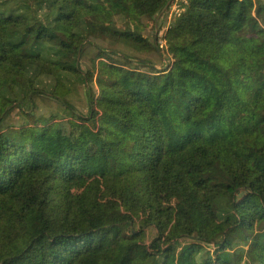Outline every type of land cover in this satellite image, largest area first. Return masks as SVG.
<instances>
[{
  "label": "trees",
  "instance_id": "1",
  "mask_svg": "<svg viewBox=\"0 0 264 264\" xmlns=\"http://www.w3.org/2000/svg\"><path fill=\"white\" fill-rule=\"evenodd\" d=\"M167 2L131 5L153 31ZM253 12V0H187L165 71L100 57L92 98L99 148L88 156L46 159L25 134L0 132V263L81 264L113 227L142 222L166 243L145 264H264V27ZM92 17L84 0H0L7 90L46 94L35 88L39 69L62 79L76 73L78 52L95 34L86 29ZM112 37L151 48L129 27ZM244 68L255 77L240 82ZM243 98L252 113L238 116ZM220 199L229 213L218 209ZM141 237L118 236V264L137 260ZM17 240L25 244L19 252Z\"/></svg>",
  "mask_w": 264,
  "mask_h": 264
},
{
  "label": "rangeland",
  "instance_id": "2",
  "mask_svg": "<svg viewBox=\"0 0 264 264\" xmlns=\"http://www.w3.org/2000/svg\"><path fill=\"white\" fill-rule=\"evenodd\" d=\"M84 2L94 12V17L86 25L88 35L95 34L91 35L87 39L86 45L82 46V51L76 60V73L63 74L65 79H62L61 74L39 69L34 76L35 88L45 91L46 94H36L24 98L19 87H16L13 92L7 90L11 88L8 83L10 76L8 71H0V78L4 81L3 87H0V132H4L9 137L25 134L28 143L41 152L46 159L63 161L70 154L81 159L99 148L93 136L97 131L95 126L98 125V122L97 119L93 121L92 118L98 108L92 98L99 94L94 78L100 67L102 60L100 57H109L110 62L123 64L126 69L132 67L129 62L132 59L148 62L161 71H165L172 63L171 52L169 49L167 50L166 45L163 48L158 43L159 52L156 48L140 50L121 44L117 42L118 37H112L118 32L125 31L128 27L134 30L131 0H84ZM253 2L255 5L253 13L264 27V0H254ZM161 14L157 17L159 30H155L159 41L171 37L173 32H176L172 30V24L167 22L166 13ZM160 30H162V34H159ZM103 31L104 33H102ZM155 31L146 28L144 32L150 42H153L151 36ZM130 42L133 41L130 40ZM167 46L169 45L167 44ZM100 51L106 53L98 56ZM137 68L143 72L149 71L150 74L155 70L146 65L137 66ZM86 73H88V78L85 77ZM249 77L254 78V72L244 68L242 77L237 80L244 82V79ZM61 86H64V89L60 91ZM51 91L57 92L56 97L49 96ZM1 96L14 98L15 101L7 103ZM21 102L24 104L21 105ZM237 108L240 112L238 116L252 113L247 107L246 98H243V102L235 107V109ZM106 144L107 141L104 142V145ZM217 207L223 214L230 212L226 200L220 199ZM132 225L113 227V233H110L103 248L83 257L81 264H118L122 253L118 236L126 235L131 231L142 233L137 260L132 263L122 262L120 264H145L144 258L147 252L159 255L164 250L166 243L158 241L159 233L153 225H144L142 222ZM176 240L181 244L188 241L187 238H177ZM24 247L25 244L20 240L13 244V249L16 252ZM252 262V258H247L246 264ZM0 264H10V262L4 261ZM176 264L185 263L178 258Z\"/></svg>",
  "mask_w": 264,
  "mask_h": 264
},
{
  "label": "crops",
  "instance_id": "3",
  "mask_svg": "<svg viewBox=\"0 0 264 264\" xmlns=\"http://www.w3.org/2000/svg\"><path fill=\"white\" fill-rule=\"evenodd\" d=\"M133 13H134V11H133ZM136 19H139L141 21V23H142L141 26H138V24H136V21H135ZM132 20L134 21V24H133L134 25V30L133 31L139 33L142 37H145L148 40L149 43H151V48H148V49L142 48V49H144V50H150V49L156 48L157 51L159 52L158 43L163 48L166 45L167 50H168L167 44L168 45H174V44L177 43V40H178V33L177 32H173V35L171 37H169L167 39H163V42L162 41H159L158 36H157V32H156V31L159 30L158 24H156L157 27H155V29H154V31L156 30L155 33H154V35L151 36V39L153 40V42H150V40L144 34V32L146 31V28H147V26H146V17L143 14L134 13L133 16H132ZM157 22H158V18H157ZM172 27L174 28V26H172ZM173 28H172V30H173ZM159 32L161 34V30ZM130 40L133 41L132 39H129V42H130ZM160 42H162V45L160 44ZM130 44H133V46L132 45H129L130 47H134V46H136L137 42H134L133 41V42H130ZM124 45H126V44H124ZM134 48L139 49L138 47H134ZM142 49H140V50H142Z\"/></svg>",
  "mask_w": 264,
  "mask_h": 264
},
{
  "label": "built area",
  "instance_id": "4",
  "mask_svg": "<svg viewBox=\"0 0 264 264\" xmlns=\"http://www.w3.org/2000/svg\"><path fill=\"white\" fill-rule=\"evenodd\" d=\"M186 5H187V0H171V4L169 5V10L170 11L166 10L162 14L166 13L167 22H169V24H172V26H174L175 22L178 19H183V17H184V14H183L184 7ZM167 12H169V14H167ZM173 30H175V29L173 28ZM159 34H160V32H159ZM161 34H162V30H161ZM162 42H160L161 45H162Z\"/></svg>",
  "mask_w": 264,
  "mask_h": 264
},
{
  "label": "water",
  "instance_id": "5",
  "mask_svg": "<svg viewBox=\"0 0 264 264\" xmlns=\"http://www.w3.org/2000/svg\"><path fill=\"white\" fill-rule=\"evenodd\" d=\"M170 4H171V0L168 1V3H167V5H166V7L164 8L163 12H165V11L167 10V8L169 7ZM163 12H162V13H163ZM79 55H80V52H78V55H77L78 58H79Z\"/></svg>",
  "mask_w": 264,
  "mask_h": 264
},
{
  "label": "bare ground",
  "instance_id": "6",
  "mask_svg": "<svg viewBox=\"0 0 264 264\" xmlns=\"http://www.w3.org/2000/svg\"><path fill=\"white\" fill-rule=\"evenodd\" d=\"M135 21H136V24H138V26H141L142 23L139 19H136Z\"/></svg>",
  "mask_w": 264,
  "mask_h": 264
}]
</instances>
